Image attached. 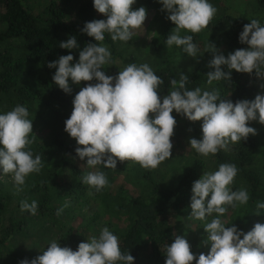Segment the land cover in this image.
I'll return each instance as SVG.
<instances>
[{
	"label": "trees",
	"instance_id": "obj_1",
	"mask_svg": "<svg viewBox=\"0 0 264 264\" xmlns=\"http://www.w3.org/2000/svg\"><path fill=\"white\" fill-rule=\"evenodd\" d=\"M217 9L209 25L192 34L197 45L198 59L187 56L180 48H168L166 38L175 25L170 22L157 0H136L133 9L145 7L154 11L149 30V44L131 39L113 42L105 34L104 44L111 52V64L105 66L109 75H116L127 65L144 63L163 79L157 89L161 96L171 89L170 80L179 79L183 72L189 76L186 87L218 89L221 97L234 103L252 100L261 94L255 73H237L231 81L207 83L206 74L212 69L209 42L227 56L238 48L239 33L252 19L264 24V0H210ZM106 19L96 12L92 0H0V113L17 104L25 106L33 120L32 143L28 148L41 155L43 167L25 179L17 191L11 175H0V264H19V261L41 255L47 245L57 240L61 247L76 250L78 244L98 236L107 227L119 238L122 253L129 252L134 264H165V245L175 235H185L195 254H207L203 245L204 222L189 217L192 183L204 172H214L221 163H232L238 174L232 190L245 188L250 199L221 217L226 226L237 225L246 233L256 223H264V125L256 121L250 126L257 130L247 140L229 144L215 156L204 157L189 147V139L201 136V121L190 122L177 116L171 138L172 156L156 169L142 168L139 163L125 161L117 169H89L75 157L76 141L64 131L70 116L72 99L84 86L72 84L66 94L52 80L56 69L47 64L69 52L78 59L77 50L61 49L59 43L75 36L80 48L95 42L80 31L86 22ZM71 83V82H70ZM103 171L108 186L97 192L82 184L89 171ZM38 202L36 215L20 211V202ZM63 208L60 215L57 210ZM213 216L207 217L210 221ZM175 234V235H174ZM195 264V261H193Z\"/></svg>",
	"mask_w": 264,
	"mask_h": 264
},
{
	"label": "clouds",
	"instance_id": "obj_2",
	"mask_svg": "<svg viewBox=\"0 0 264 264\" xmlns=\"http://www.w3.org/2000/svg\"><path fill=\"white\" fill-rule=\"evenodd\" d=\"M161 11L175 27L168 34V48H180L187 56L198 59L199 49L193 35L205 29L217 9L210 0H157ZM93 7L106 19L86 22L80 31L94 39L82 49L75 36L59 43L61 49L77 50L78 59L69 52L47 64L56 69L52 80L64 93H72V84L84 86L72 99L73 109L65 120L64 131L76 141L75 157L89 169H117L118 163L132 161L142 168L156 169L172 156V137L177 125L176 117L190 122L201 121V136L190 138L189 147L201 156H215L228 150L229 144L247 140L256 135L250 126L256 121L264 125V91L252 100L235 103L221 97L218 89L202 90L186 87L189 76L183 72L179 79L170 80L171 89L161 96L158 88L163 79L149 64L127 65L116 75H109L105 66L111 64V52L103 43L105 34L113 42H128L134 32L144 28L147 17L145 7L133 9L136 0H92ZM243 26L238 41L245 48L229 52L227 56L214 43L209 42L212 59L207 67L209 85L221 80L231 81L237 73H255L264 80V24L257 19ZM71 82V83H70ZM264 90V83L260 85ZM33 120L28 109L17 104L10 111L0 113V175H11L17 191L22 190L25 179L39 173L43 167L41 155L28 148L32 143ZM238 168L232 163H221L214 172H204L191 186L190 218L204 222L206 234L202 243L209 246L207 254L193 253L185 235H175L165 245V264H264V223H256L246 233L235 224L226 226L221 217L229 209L246 205L248 190H232ZM82 184L97 192L108 186L103 171H89ZM38 202H20V211L36 215ZM257 210H264V202H257ZM63 208L57 210L60 215ZM215 216L208 221L207 217ZM119 238L107 227L98 236L78 244L76 250L61 247L53 239L42 254L24 258L19 264H134V257L122 253Z\"/></svg>",
	"mask_w": 264,
	"mask_h": 264
},
{
	"label": "rangeland",
	"instance_id": "obj_3",
	"mask_svg": "<svg viewBox=\"0 0 264 264\" xmlns=\"http://www.w3.org/2000/svg\"><path fill=\"white\" fill-rule=\"evenodd\" d=\"M154 17V11H149L147 13L146 20L144 22V28L138 29L134 32L133 39H137L139 42L149 44L153 38V31L149 30V26L152 23Z\"/></svg>",
	"mask_w": 264,
	"mask_h": 264
}]
</instances>
